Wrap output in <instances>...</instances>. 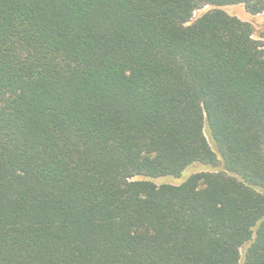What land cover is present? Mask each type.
<instances>
[{
    "label": "trees",
    "instance_id": "trees-1",
    "mask_svg": "<svg viewBox=\"0 0 264 264\" xmlns=\"http://www.w3.org/2000/svg\"><path fill=\"white\" fill-rule=\"evenodd\" d=\"M228 6L264 14L0 0V264H264V44Z\"/></svg>",
    "mask_w": 264,
    "mask_h": 264
},
{
    "label": "rangeland",
    "instance_id": "rangeland-1",
    "mask_svg": "<svg viewBox=\"0 0 264 264\" xmlns=\"http://www.w3.org/2000/svg\"><path fill=\"white\" fill-rule=\"evenodd\" d=\"M224 11L229 15H236L238 18L249 21L252 23L256 38H260L264 44V14L258 16H250L242 6H228L224 8ZM202 11H198L195 13V17H197ZM222 166H219L213 169L210 166L203 164H194L188 167L180 177H161L156 179H149L144 177H137L135 180H147L154 183L157 186L161 185H180L182 184L188 177L191 175L205 173V172H213L216 170H220Z\"/></svg>",
    "mask_w": 264,
    "mask_h": 264
}]
</instances>
